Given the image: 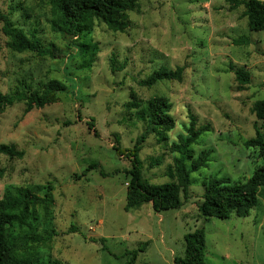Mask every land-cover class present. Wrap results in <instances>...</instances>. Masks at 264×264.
<instances>
[{"label":"rangeland","instance_id":"obj_1","mask_svg":"<svg viewBox=\"0 0 264 264\" xmlns=\"http://www.w3.org/2000/svg\"><path fill=\"white\" fill-rule=\"evenodd\" d=\"M49 2L0 0L13 27L55 54L12 53L0 23V93L41 91L50 81L75 93L28 113L24 104L0 113V146L23 153L20 159L0 155V199L36 186L42 198L47 186L53 189L47 211L38 207L29 227L11 230L17 251L30 264H127L134 252V264H174L184 256V236L202 229L205 264H264V189L246 218L222 221L200 212L209 179L244 184L264 165L256 150L245 148L254 125L263 126L250 109L264 101V31L251 32L243 7L231 11L223 0H142L128 13L124 33L95 25L86 40L96 52L86 68L74 45L84 40L51 30ZM242 38L249 45L235 44ZM160 68H182V81L139 86ZM239 68L250 80L243 90L235 81ZM158 98L171 106L174 129L166 145L146 134L142 179L171 182L168 171L179 156L169 147L186 137L190 117L195 130L210 131L189 148L187 167L201 152L209 153L208 162L191 174L180 209L156 213L143 204L126 212L131 163L113 150L115 138L131 150L145 127L128 106Z\"/></svg>","mask_w":264,"mask_h":264},{"label":"trees","instance_id":"obj_2","mask_svg":"<svg viewBox=\"0 0 264 264\" xmlns=\"http://www.w3.org/2000/svg\"><path fill=\"white\" fill-rule=\"evenodd\" d=\"M142 0H50V15L52 17L51 30L62 36L84 40L75 43L79 48L82 66L88 68L95 56L96 47L87 41V37L93 31L95 25L102 24L112 33H124L128 29V13L133 12ZM234 11L243 7V17L247 21V27L251 32L264 31V1L255 0H223ZM2 33L8 41V48L14 54L32 53L40 58H55L53 50L44 49L35 35L28 37L21 30L13 27L10 19L0 13ZM239 45H249V41L242 38L235 42ZM235 81L239 89L249 85V76L243 69L234 71ZM183 69L171 70L160 68L153 72L145 81L139 83L140 87L150 89L160 82H181ZM75 93L67 89L63 84L50 81L42 87L41 91L28 93L27 91H15L12 94L0 93V113L15 104H24L25 112L33 109H42L51 105L57 95ZM129 109L135 113L133 117L137 122L143 123L145 133L137 138L131 150H122L118 139L115 138L113 150L120 157L130 160L131 170L126 174L130 177L126 193V205L124 210L131 209L143 204H151L154 212L161 213L178 210L189 198L191 185L190 176L203 169L209 153L201 152L196 159L192 160L187 167L186 160L192 158L189 149L195 145L200 136L208 131L209 127H201L195 130V121L190 117L189 126L185 129L186 137H180L178 142L170 145L171 153L179 157L174 161V169L168 171L169 184L152 185L142 179L139 154L142 144L146 140V134H153L162 144L166 145L167 135L174 129V121L170 116L171 106L164 99H152L145 104L132 102ZM250 113L257 122L263 126L254 125L255 136L245 143L246 149L256 150L258 156L264 160V101L252 105ZM92 127V125H89ZM0 155L10 159H20L23 153L14 147L0 146ZM3 172L0 171V179ZM264 189V165L257 168L251 178L244 184L232 185L228 180L217 178L209 179L204 184L203 202L200 212L203 217L217 220H227L231 216L246 218L258 204V191ZM41 187L31 190H17L15 194L7 193L0 199V264H30L24 259V254L17 251L12 241L11 230L15 227H29V221L35 220L38 207L48 210L52 204V187L45 188L44 197L38 196ZM184 256L175 259L174 264H205L206 245L204 230H196L184 236ZM134 258L127 264H134Z\"/></svg>","mask_w":264,"mask_h":264}]
</instances>
